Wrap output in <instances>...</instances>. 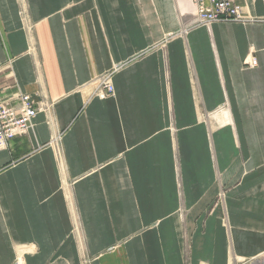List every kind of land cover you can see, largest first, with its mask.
Wrapping results in <instances>:
<instances>
[{"label":"crops","instance_id":"1","mask_svg":"<svg viewBox=\"0 0 264 264\" xmlns=\"http://www.w3.org/2000/svg\"><path fill=\"white\" fill-rule=\"evenodd\" d=\"M194 14L191 0H0V88L40 108L0 150V264L264 255V0L210 30Z\"/></svg>","mask_w":264,"mask_h":264},{"label":"built area","instance_id":"2","mask_svg":"<svg viewBox=\"0 0 264 264\" xmlns=\"http://www.w3.org/2000/svg\"><path fill=\"white\" fill-rule=\"evenodd\" d=\"M247 1L249 0H191L195 9L192 27L203 26L210 30L211 24L215 22L250 21V18L242 15L243 5ZM186 28L190 27L187 25L184 29ZM257 63L253 50L250 49L243 66L253 69ZM95 86L93 94L100 99L111 97L115 93L111 73L98 78ZM39 109L33 95L17 91L12 97H8L0 88V150L6 149L14 138L28 133Z\"/></svg>","mask_w":264,"mask_h":264},{"label":"rangeland","instance_id":"3","mask_svg":"<svg viewBox=\"0 0 264 264\" xmlns=\"http://www.w3.org/2000/svg\"><path fill=\"white\" fill-rule=\"evenodd\" d=\"M240 264H264V255L255 260L240 263Z\"/></svg>","mask_w":264,"mask_h":264}]
</instances>
